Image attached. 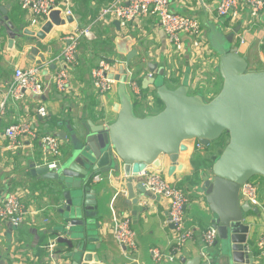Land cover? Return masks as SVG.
Listing matches in <instances>:
<instances>
[{
  "label": "crops",
  "instance_id": "obj_1",
  "mask_svg": "<svg viewBox=\"0 0 264 264\" xmlns=\"http://www.w3.org/2000/svg\"><path fill=\"white\" fill-rule=\"evenodd\" d=\"M73 16L61 15L67 20L72 17V22L55 27L47 35L45 40L33 38L26 42L29 36L16 39L10 46V39L6 38L4 27L0 25V88H6L14 81L15 70L18 67L40 66L42 67L41 79L50 84L42 97L29 94L27 99L17 105L10 104L7 114L0 121V205L6 196L16 190H23V203L27 210L26 221L19 229H14L9 223L0 222V264H72L70 254L74 248V242L69 239L63 217L59 214L65 200L60 197V185L52 180H43L31 177V166L42 164V155L39 143L26 140L23 149L11 150L9 142L5 138V130L13 124L22 121L32 122L40 133H52L58 137L66 138L62 141V149L65 147V155L70 151L69 142L77 130L101 129L113 124L118 113L115 106L120 104L125 89L129 92L134 102L135 114L139 117H148L158 114L161 103L157 101L153 88L144 90L143 84L151 75L160 76V71L165 72L164 78L168 88L176 89L184 84V76H190V88L195 91L201 86L203 75L212 77L219 74V57L217 53H202L192 51L187 42L185 53H178L169 43L168 36L161 28L157 16H140L123 28L116 17L110 16L100 19V13L114 0H70ZM220 0H173L171 9L173 12L193 17L201 23L204 38L214 28L221 29L225 35L236 33V41L233 47L239 49V53L250 59L251 71H264V46L262 53L258 54L255 43L264 38V32L249 34L247 44H238L239 25L233 30L229 20L218 18L217 7ZM1 4L8 6L10 20L17 28L40 32L46 24L43 20L40 25L33 26L29 20L30 15L21 10L19 0H1ZM92 27L94 38L84 39L80 45V65L71 73L73 90L67 94L58 92L54 85V76L59 68V58L66 45L65 38L77 29ZM259 28V27H257ZM262 34V37L260 36ZM240 41V40H239ZM38 46L40 54L44 55L47 62L39 65L40 56L31 57V48ZM257 50V51H256ZM256 51V52H255ZM136 52L137 56L128 66L134 70V80L139 83L144 96H152L155 106L152 110H146L147 104L133 98L128 86L117 83L113 90L104 98L98 96L94 89L92 71L101 60L120 62V66L126 64L127 56ZM259 55V56H258ZM202 58H199L201 57ZM257 57H259L257 59ZM146 60L145 67L138 68L141 61ZM196 61V62H195ZM158 66V70L152 73L148 64ZM197 63V64H196ZM216 64V65H215ZM203 73V74H202ZM124 76L126 79L124 80ZM220 76V74L218 75ZM217 76V77H218ZM122 82L128 80L126 72L122 76ZM218 77V82H219ZM119 84V85H118ZM210 88L206 89L208 92ZM191 92V90H190ZM148 105V104H147ZM46 107L49 112L47 119L36 116L39 107ZM145 107V108H144ZM151 111V112H150ZM59 138V137H58ZM60 139V138H59ZM189 150L181 153L178 160V168L169 175L170 162H162L161 167L150 166L147 171H159L162 176L177 188L183 190L189 197V205L186 211L185 224L189 229L196 231L195 237L187 243L174 264H187L197 258H201V264H205L208 256L215 248L204 250L203 235L212 226V214L206 202L205 194L201 191L202 174L211 171L213 158L217 156L216 149L205 147L198 150V143L191 141L186 143ZM63 154V156L65 157ZM64 159V158H63ZM210 176V175H209ZM139 181H142L139 178ZM262 213H250L246 216L245 224L250 225L248 242L251 250L257 251L259 258L255 264H264L258 248L259 239L264 236V178L262 177ZM126 175H104V181L93 184L92 188L97 192L99 202L98 221L101 224L96 232L91 246L100 258V264H172L167 260L156 263L152 251L158 250L164 256L172 252L175 238L174 228L169 223L170 202L167 198L154 196L151 193L143 195L137 205L129 202L126 195ZM143 182V181H142ZM136 186V185H135ZM136 196L140 195L134 190ZM245 204L244 201H242ZM131 219L132 228L136 233L138 252L129 259V252H125L114 240L111 228L115 220L123 217ZM68 229V227H67ZM56 247L52 251L50 245ZM205 253L207 258L202 256Z\"/></svg>",
  "mask_w": 264,
  "mask_h": 264
},
{
  "label": "water",
  "instance_id": "obj_2",
  "mask_svg": "<svg viewBox=\"0 0 264 264\" xmlns=\"http://www.w3.org/2000/svg\"><path fill=\"white\" fill-rule=\"evenodd\" d=\"M9 9L0 0V25L11 47L25 35L29 36L27 43L33 38L45 40L55 27L73 21L72 17L63 19L61 11L56 10L40 32L23 31V25L17 28L10 20ZM40 51L38 46H33L31 57L40 56L38 64L42 65L47 60ZM216 53L223 84L213 99L204 103L190 94L185 84L171 89L164 78L160 81L149 77L143 84L144 90L153 88L163 105L162 111L152 117L137 116L134 102L125 89L120 104L115 106L117 120L106 128L75 131L69 142L70 151L58 171H50L47 166H31V177L60 185V197L65 204L59 214L68 227L65 229L69 239L74 242L72 264H100L91 246L101 227L97 192L92 188L94 176L124 172L127 199L137 205L148 193L139 181L141 172L150 166L161 167L162 162L168 161L172 164L171 176L178 168L180 154L189 150L187 142L209 148L225 135L229 137L228 144L213 162L210 173L204 172L201 177V191L213 217L211 224L219 234L215 251L205 264H255L259 256L249 246L250 225L245 220L248 214L261 212L242 203L241 189L254 177L264 178V71H251L247 57L232 43L220 42ZM134 56L136 52L130 53L119 74L109 77L126 86L122 76ZM137 67H145V63L141 61ZM148 69L155 73L158 66L150 63ZM164 75V70L160 71V76ZM187 264H201V258Z\"/></svg>",
  "mask_w": 264,
  "mask_h": 264
},
{
  "label": "built area",
  "instance_id": "obj_3",
  "mask_svg": "<svg viewBox=\"0 0 264 264\" xmlns=\"http://www.w3.org/2000/svg\"><path fill=\"white\" fill-rule=\"evenodd\" d=\"M19 1L21 10L30 15L29 20L33 26L42 24L43 20L47 22L49 15L56 10L61 11L65 16H73L70 0ZM172 2L173 0H114L101 11L100 19L110 16L116 17L121 26L125 28L140 16H157L161 28L168 36L169 43L178 53L181 54L187 51V42L190 43L192 51H200L203 54L208 53V46L204 43L206 39L199 20L173 12L171 9ZM217 14L219 19L230 21V30H233L236 24H240L238 39L242 45L248 43L247 36L249 34L254 35L261 22L264 28V0H220ZM93 38L92 27L77 29L66 36V45L59 58V68L53 79L56 89L61 94L67 95L73 90L71 72L80 65L79 55L82 40ZM199 58H202V56ZM143 62L145 63L146 60H143ZM119 64L120 62L104 59L92 71L94 89L98 96L104 98L118 83L116 80L111 79L109 75L118 73ZM126 74L128 80L123 81V83L129 87L138 101L143 102L144 92L139 83L134 80V71L127 68ZM218 75L211 77L212 86L218 82V77H220ZM41 76L42 67L40 66L16 68L13 83L6 88H0V121L5 118L10 104L17 105L25 101L29 94L36 97H42L45 94L50 84L42 81ZM148 104L150 107L155 106V99L152 96L149 97ZM36 116L47 119L49 112L46 107L42 106L37 109ZM4 136L8 140L11 150L23 149L28 139L32 142V146L37 141L42 155V164L39 166H47L50 171H58L62 162L61 140L56 135L52 133L42 134L32 122L22 121L8 127ZM204 148L201 144L197 146L198 150H204ZM138 177L143 181L148 193L167 198L170 202L169 223L173 226L175 234L172 252L168 256H164L154 249L152 254L156 263H160L165 259L174 264L187 243L196 235V231L187 228L185 224L186 211L190 202L189 197L183 190L167 181L159 171L144 170ZM92 181L94 183L103 182L104 174H97ZM23 197V190L12 191L6 196L3 204L0 205V222L9 223L14 229L23 226L27 217ZM241 200L253 208H258L260 212L263 211L258 189L253 182L250 181L242 186ZM111 232L116 243L125 252H129V259H133L132 256L138 252V246L131 219L126 216L115 220ZM218 241L217 229L209 228L203 235L204 250L215 248ZM55 247V244L50 245L52 251ZM258 248L261 257H264V236L259 239ZM202 256L207 258L205 253H202Z\"/></svg>",
  "mask_w": 264,
  "mask_h": 264
},
{
  "label": "rangeland",
  "instance_id": "obj_4",
  "mask_svg": "<svg viewBox=\"0 0 264 264\" xmlns=\"http://www.w3.org/2000/svg\"><path fill=\"white\" fill-rule=\"evenodd\" d=\"M263 22H264V16H263ZM258 27L259 28H257L255 30L256 33L260 32V30H262L264 32V28L262 27V22H261L260 25H258ZM260 36L262 37V34H260ZM6 38H8V37H6ZM224 41L229 42V43H234V41H236V33L235 32L234 33H230L227 36V35H225L223 33V31L221 29L214 28V30H212L210 32V34L207 35L206 40L204 41V43L207 44V46L209 48V51H211L210 53L213 54V57H216V55L214 53L216 52L218 44L220 42H224ZM257 41H258V43L257 44L255 43L254 46L258 50V54H259V53H262V51H263L262 48L264 46V38H260ZM237 42H238L239 45H241L239 40ZM258 58L259 57H257V59ZM248 61H250V59H248ZM217 72L219 73L218 70H217ZM189 77L190 76H184L182 78V79H184L183 82H184L185 86H187L188 88H190V84H189L190 78ZM157 78L160 79V81H161L162 78H164V77H161V76L157 75ZM201 78L203 79L202 81H200L201 86H198V88L195 89V91L191 88V89H189V92L191 90L190 94L196 96L199 100H201L202 102L205 103L208 100L213 99L214 97H216L220 93V91L222 89L223 80H222V78L220 76L219 82H217L216 84H214V86H212L213 82H211V77L203 75ZM125 79H126V76H124V80ZM164 80H165V78H164ZM120 85L121 86H119V87L123 88L122 84H120ZM209 87H210V90H208V92H206V89L209 88ZM149 97H150V95L149 96H144L143 102L148 104ZM133 98L136 99L135 96H133ZM147 104H143V105H145L146 108L150 107L149 104L148 105ZM152 109H154V108L151 107V108L146 109V110H152ZM161 109L163 110V105L162 104H161V107L159 108V110H161ZM150 116L152 117V116H154V114H151ZM39 132H40V130H39ZM228 142H229V137L227 135H225L216 143L217 145H216V148H215L216 150L215 151H216L217 155L225 149V147L228 144ZM63 154L65 155V147H63V149H62V141H61V161H63V158H64ZM261 180H262V177L257 176V177H254L251 180V182H253L256 185V187L258 189V192H259V200L262 203V199H261V196H260V195H262V181Z\"/></svg>",
  "mask_w": 264,
  "mask_h": 264
},
{
  "label": "trees",
  "instance_id": "obj_5",
  "mask_svg": "<svg viewBox=\"0 0 264 264\" xmlns=\"http://www.w3.org/2000/svg\"><path fill=\"white\" fill-rule=\"evenodd\" d=\"M157 101L159 102V103H161V101L159 100V99H157ZM162 104V103H161ZM216 143L214 144V146L212 147V148H210V149H215L216 148ZM222 152H220L217 156H215L214 158H213V161H215L218 157H219V155L221 154ZM212 165H213V162L211 163V166L210 167H212Z\"/></svg>",
  "mask_w": 264,
  "mask_h": 264
}]
</instances>
